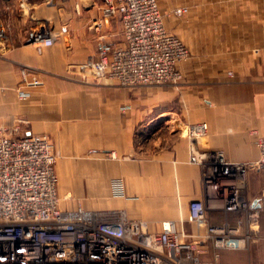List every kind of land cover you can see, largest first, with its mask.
Returning <instances> with one entry per match:
<instances>
[{
  "label": "crops",
  "instance_id": "crops-1",
  "mask_svg": "<svg viewBox=\"0 0 264 264\" xmlns=\"http://www.w3.org/2000/svg\"><path fill=\"white\" fill-rule=\"evenodd\" d=\"M204 2H193L185 38L179 16H168L170 3L159 0L167 29L183 36L193 57L177 89L135 92L86 66L101 43L123 40L118 18L93 29L101 0H1L0 127L21 122L23 135L52 137L61 209L124 210L149 233L174 221L197 244L201 264H264V232L250 230L245 212L207 209L205 225L190 220L191 203L207 201V192L201 166L190 162L186 127L207 123L200 150H222L257 171L254 132L264 136V0ZM59 3L71 10L63 15ZM44 24L56 40L39 51L31 40ZM23 71L41 84L27 86ZM19 89L31 97L20 100ZM225 224L248 236L245 247L218 249L207 240V226Z\"/></svg>",
  "mask_w": 264,
  "mask_h": 264
},
{
  "label": "built area",
  "instance_id": "built-area-1",
  "mask_svg": "<svg viewBox=\"0 0 264 264\" xmlns=\"http://www.w3.org/2000/svg\"><path fill=\"white\" fill-rule=\"evenodd\" d=\"M100 11L93 29L100 32L118 18L123 40L101 43L98 59L88 60L95 78L125 88L182 84V66L191 52L167 29L159 0H101ZM184 12L186 8H179L174 13ZM5 39L0 24V43ZM55 40L46 24L33 33L39 51ZM23 78L27 86L41 84L38 78L29 80L25 71ZM18 94L21 100L31 97L24 89ZM20 123L0 127V264H201L197 244L188 241L174 221L163 222L159 233H149L124 210L61 209L54 143L45 134L23 135ZM186 134L194 144L190 162L201 166L207 192V201L191 203L190 220L205 225L207 209L224 208L245 212L250 230H257L264 190L256 200L246 197L250 164L230 162L222 150H200L207 123L187 126ZM254 135L259 152L254 166L260 169L264 136L256 131ZM207 240L218 249H240L248 236L229 224L209 225Z\"/></svg>",
  "mask_w": 264,
  "mask_h": 264
},
{
  "label": "rangeland",
  "instance_id": "rangeland-1",
  "mask_svg": "<svg viewBox=\"0 0 264 264\" xmlns=\"http://www.w3.org/2000/svg\"><path fill=\"white\" fill-rule=\"evenodd\" d=\"M203 1L204 0H200V3H202ZM193 2L195 4H197V0H160L161 5L164 4V3L165 4L166 3H170L167 6V7H170V12H169L170 14L168 16H170V17H174L173 15L179 16L180 23H182V25H184V27H185L184 28V34H183L185 38H187V37L189 38L191 36L190 35L191 34V31H190L189 28H190V25L192 23L191 19H192V12H193V6H194L193 5ZM206 2H207V0H205L204 3L207 4ZM177 6H179V7L177 8ZM57 7L59 9H61V13L63 15H64V13H66V11L68 12L69 10H71V9H69V7H67L63 3H59ZM179 8H186L187 9V12H184L181 15L175 14L174 13L175 10L176 9H179ZM173 20H175V19H173ZM170 32L173 33V34H176V33L172 32V31H170ZM117 33H118V38H121V34H120L121 32H120L119 29L117 30ZM219 33H220V36L222 38L223 37V32H218V34ZM176 36H178L179 38H181L185 44L187 43L186 40L183 38V36L178 35V34H176ZM187 47L189 48V50L191 52V59H192L193 53L191 51V48L189 46H187ZM184 81H185V76H184L183 82ZM183 82H182V84H183ZM118 86L121 87L120 85H118ZM162 87H171L173 89H177L179 86H141V87H135V88H126V89L132 90V91H135V92H143V91L151 90V89H158V88L160 89ZM123 88H125V87H123ZM19 90H18V92H19ZM18 96H19V94H18ZM5 128H9V127H5ZM45 135L49 136L50 139L53 142V139H52V137L49 134H45ZM263 168L259 169L258 171H257V169L249 170L248 173H247V188H246L245 194H246V196H247V193L251 194L252 200L258 199V197H260L262 191L264 190V171H263L264 169ZM255 172H259V173L256 174ZM56 173H57V171H56ZM250 185H251V187H250ZM263 215H264V211H261L260 212V219H259V221H261V217ZM260 228H262V229H259L258 228L257 230H261V231L263 230L262 232H264V224H263V226L261 224V227ZM261 237H262V239H264V235H261Z\"/></svg>",
  "mask_w": 264,
  "mask_h": 264
},
{
  "label": "water",
  "instance_id": "water-1",
  "mask_svg": "<svg viewBox=\"0 0 264 264\" xmlns=\"http://www.w3.org/2000/svg\"><path fill=\"white\" fill-rule=\"evenodd\" d=\"M31 41L33 42V35H32V40Z\"/></svg>",
  "mask_w": 264,
  "mask_h": 264
}]
</instances>
